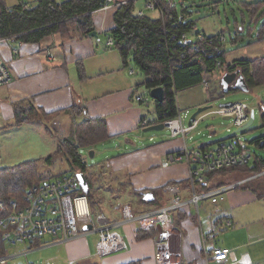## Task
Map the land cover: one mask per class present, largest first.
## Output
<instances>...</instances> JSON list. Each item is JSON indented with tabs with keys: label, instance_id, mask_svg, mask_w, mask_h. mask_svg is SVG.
<instances>
[{
	"label": "crops",
	"instance_id": "0c3cea01",
	"mask_svg": "<svg viewBox=\"0 0 264 264\" xmlns=\"http://www.w3.org/2000/svg\"><path fill=\"white\" fill-rule=\"evenodd\" d=\"M64 1L66 0L58 3ZM115 11L97 10L92 13L97 38L64 39L66 35L56 34L47 41L46 51L37 44H19L13 38L0 43L1 60L11 76L9 84L0 86V127L12 122L14 104L23 107L31 105L46 114L59 112L53 122H57L59 131L66 123L71 127L72 122L75 126L77 122L88 118L104 119L109 137L105 143H112L115 151V155L105 162L113 173L127 175L133 190L159 191L158 195L167 201L168 196L163 193L162 188L167 184H178L181 196L187 200L191 195L188 190L187 165L176 163L164 167L162 163L166 156L185 148H212L222 141L199 144V141H194L189 135L192 130L185 137H172L169 132L150 137L148 143L145 142L143 133L146 128H141L139 123L144 118H154L156 114L153 103L150 105L151 110L150 106L136 104L133 100L135 94L144 93H140L134 74L127 71L130 59L125 63L118 50L106 46V33L114 27ZM203 33L212 36L220 32ZM199 87L203 89L202 86ZM191 103L201 106L202 101ZM73 106L82 107V115L76 116L71 109ZM237 175L236 180L242 178ZM213 184L212 182L211 186ZM245 189L248 188H244V191ZM253 189L256 191L255 188L248 190L253 192ZM228 196L231 207L225 205ZM228 196L224 195L220 204L213 205L215 212L204 214V219L200 214V224L191 208L184 210L185 213L174 214V225L168 233L164 251L170 255V264H208L201 234H207L211 230L210 222L215 218L213 216L231 218L236 224L230 229V236L223 240V245L218 244L215 237L216 246L226 249L236 246L237 256L247 254V259L242 264H264V224L254 225L249 222L240 226V221L239 224L237 222L240 216L232 213L235 207L251 202L252 196L246 192H233ZM122 204L129 203L125 201ZM142 211H136V215ZM140 230L151 233V236L138 239ZM158 231L125 224L120 233L125 240L126 249L102 260L93 257L92 247L88 242L89 237L93 238L94 249L96 236H87L65 244H48L45 247H51V250L61 247L65 264H76L88 259L100 264H157L155 255L162 243L158 239ZM22 246L24 249L28 248L27 245ZM57 255L59 254L56 252L50 260L61 259Z\"/></svg>",
	"mask_w": 264,
	"mask_h": 264
},
{
	"label": "trees",
	"instance_id": "16d2710c",
	"mask_svg": "<svg viewBox=\"0 0 264 264\" xmlns=\"http://www.w3.org/2000/svg\"><path fill=\"white\" fill-rule=\"evenodd\" d=\"M136 1L131 0L115 11L113 15L114 27L106 35L112 39L113 48L119 51L125 63L130 59L136 71L144 76L143 86L146 90L155 87L163 88V102H153L156 116L162 119L176 118L179 111L176 94L201 86L204 79L210 82L224 68H226V73H237L242 76L249 91L264 86V55L254 59L232 58L230 61L227 60V54L232 51L230 49L245 40L247 41L246 45H262L264 47V0H241V7L249 12L248 22L245 23V26L237 23L236 25L240 26V29L246 28L245 33L242 34L236 29L235 32L229 34V38L222 31L212 36H207L203 31H199L196 21L192 19L193 14L188 10L189 5L186 6L182 0L179 4L183 8L180 10L177 6L170 8L166 0H145V2L155 5L156 17L147 14L139 15ZM102 4L103 0H66L60 3L55 0H37L33 5L18 3L8 6L5 0H0V40L13 38V41L19 44H37L43 48V51H46L47 41L56 34L66 35L64 39L88 38L89 34L94 31L91 15ZM252 31L255 33L252 34ZM182 35L187 37V42L183 41L184 44L181 43ZM199 35L202 36L201 40H197ZM218 36L226 38V47L221 56L207 58L203 54L193 52L194 48L211 49V44L215 43ZM227 43L229 44L228 48ZM188 55L192 56L191 61ZM217 63L221 65L220 69L217 68ZM235 90L230 88L228 92ZM209 98L212 99L211 92ZM258 107L261 128L264 129V102L260 103ZM71 109L76 116L82 115V107L73 106ZM13 110L12 123L0 127V130L18 127L32 121L41 123L50 134L46 122L49 123L59 114V112L46 114L31 105L23 107L14 104ZM50 135L57 139L55 133ZM72 136V138L64 140L57 139L58 145L55 152L44 159L49 165L56 160L64 161L68 171L64 170L59 175L51 177L37 175V161L11 168H1L0 200L19 201L23 198L26 190L33 185H38L51 178L83 173L89 185L87 196L90 210L93 213H98L95 210L96 203L100 204V213L108 214L116 205L128 201V205L135 215L136 211L143 210L142 213H144L166 205L167 200L158 195L159 191H157L158 193L150 191L156 196H153L151 202L145 201L143 193L146 191L133 190L127 175H117L105 164L86 165L80 154L81 150L90 149L109 139L104 119L88 118L77 122L73 127ZM250 144L264 151V133L253 139ZM263 171L264 155L255 154L251 167L231 168L209 174L202 189L208 190L237 181L226 180L231 173L241 174L242 178H246ZM212 182L213 186H211ZM104 204L108 209L106 211L103 210ZM187 209L179 211L178 214L185 213L184 210ZM148 236H151V233L142 230L137 235L138 239ZM76 264L100 263L88 259Z\"/></svg>",
	"mask_w": 264,
	"mask_h": 264
},
{
	"label": "built area",
	"instance_id": "2783aa9c",
	"mask_svg": "<svg viewBox=\"0 0 264 264\" xmlns=\"http://www.w3.org/2000/svg\"><path fill=\"white\" fill-rule=\"evenodd\" d=\"M130 1L103 0V4L98 10H117ZM166 3L170 8L177 6L176 0H166ZM146 9L155 11V5L146 2ZM138 14L143 15L144 12L139 11ZM199 39L201 40L202 36H197V40ZM186 40V35H182L181 43L184 44V42H187ZM5 41L7 39H1L0 43ZM106 46L113 47L111 38H107ZM211 46L212 48L209 50L194 48L193 52L203 54L207 58L221 56L226 47L225 36H218ZM192 56L188 55L190 61ZM195 58L199 61L197 56ZM217 68H221L219 63H217ZM129 73L134 74L132 68ZM10 81V73L0 56V86L7 85ZM201 86L205 92H209L211 89L210 82L205 79L202 80ZM133 100L136 104L146 107L153 103L152 98L149 96V90L144 94H135ZM212 113L231 119L232 125L236 129L244 126L250 117L247 105L241 102L219 107ZM198 122L199 118H195L191 126L184 127L182 116L178 111L176 118L162 119L159 116L144 118L140 121L139 126L149 128L162 124L170 131L172 137H185L197 126ZM254 159L255 153L250 151L248 143L242 142L236 134H232L228 141H222L212 148H185L179 152L171 153L166 156L162 166L167 167L176 163L187 165L190 198L183 199L178 184H167L162 188L163 193L168 196L166 205L148 212H140L138 215L133 214L128 204H118L108 214H93L90 210L88 196L82 191L76 174L51 178L38 185H33L26 190L23 198L19 201L14 199L9 201L0 200V233L2 239L9 247L14 245L28 246L27 249L17 255L9 256L0 252V264H6L7 261L17 257H23L26 259L25 264H31L27 261V257L33 251H38L48 244H65L87 236H96L93 257L96 260H102L126 249L125 240L120 233L125 224H135L142 229H158V239L162 242L159 245L166 247L167 243L165 241L174 225V214L185 208H191L195 211L197 223L200 224L201 203L209 202L212 205H217L223 200L227 192L239 189L248 182L264 177V171L223 186L203 190L202 185L206 183L208 175L220 170L251 167ZM116 213L120 215L118 216ZM213 217L215 218L210 222L211 230L207 234H201V243L207 263H244L247 254L237 256L234 250L220 248L215 245V237L219 232L235 227L232 219L224 216ZM85 226H90V230H84ZM45 240L48 241L42 244ZM36 241L41 242V245L39 248L34 249L33 244ZM207 245L210 247L207 248ZM169 257L168 253L158 249L155 260L157 264H170Z\"/></svg>",
	"mask_w": 264,
	"mask_h": 264
},
{
	"label": "rangeland",
	"instance_id": "374dc122",
	"mask_svg": "<svg viewBox=\"0 0 264 264\" xmlns=\"http://www.w3.org/2000/svg\"><path fill=\"white\" fill-rule=\"evenodd\" d=\"M37 0H5L8 6L15 5L18 3H28L35 4ZM59 2L61 0H55ZM181 0H176L177 8L180 10L181 5L179 4ZM186 6L189 5V11L193 14L192 19L196 21L198 30L204 31L207 34H212L213 32H223L224 35L229 38V34H232L236 29L240 33H245V29H240V24L245 26V23L248 22L249 12L245 11L241 5V0H182ZM256 1V0H255ZM136 7L138 11H143L144 14H147L152 17L157 16V12L154 10L146 9L145 0H137ZM243 22V23H242ZM236 23L238 25H236ZM252 34L255 32L252 31ZM247 41H243L238 44L236 47L231 48L230 53L227 54V60L230 61L232 58L238 59H254L264 55V47L262 45H246ZM229 44L227 43V47ZM238 47V48H237ZM131 68L134 73V80L139 86L140 93H146L143 83L145 78L142 74L138 73L134 68L133 64L130 63V67L127 68V71L130 72ZM226 68L217 76H214L210 81V91L212 93V99L209 98L210 91L205 92L204 89L200 87H195L190 90H184L176 94L178 110L182 116V123L184 127H188V121L190 116L199 108V107H209L207 110L202 112L197 116L199 122L197 126L193 129L191 135L194 138V141H199V144H205L208 142H218V141H228L231 138L233 132L236 128L232 125L231 119H225L221 116L215 115L212 112L217 110L220 105L225 103H237L241 102L247 105L250 112L254 113L253 123L246 128L244 131L236 133V136L244 143H248V147L251 152L255 154L264 155V151L257 149L250 142L259 137L264 133V129L261 128V119L259 112V104L264 102V86L255 88L248 93L242 92L240 90L231 91L228 93H222L221 78L226 73ZM130 74V73H129ZM132 75V74H131ZM208 96V97H207ZM192 101H202L201 106H196ZM151 102V101H150ZM154 102V101H153ZM152 110V106H150ZM150 115V114H149ZM56 117L52 119L49 123L46 121V126L51 133L56 134V138L59 140H64L66 138H72L73 136V122L71 127L66 123L65 127L60 128V131L57 129V122L55 121ZM44 121V120H43ZM44 122V123H45ZM12 123V122H11ZM6 124H10L6 123ZM70 127V128H69ZM170 131L167 128L163 130H154L143 133L145 137V142L148 143V138L155 137L156 135L161 136L162 134H167ZM50 133V134H51ZM49 132L46 131L45 127L38 122H28L23 123L18 127H8L3 130H0V168H11L32 161H37L36 173L41 176H54L59 175V173L68 171V167L64 161L60 162L59 160L55 161L53 164L49 165L45 162V158L53 154L58 145V140L55 139ZM171 134V133H170ZM188 135V136H189ZM181 137V136H180ZM155 139V138H154ZM191 143V141H189ZM214 147L216 144L213 145ZM93 151L94 156L90 158L89 152ZM115 151L113 150L112 143H98L90 149H82L80 154L84 159L87 166L91 165H101L106 164L105 161L109 160L114 156ZM237 173L230 174L226 180L232 181L236 180ZM234 176V178H233ZM237 176L241 177V174ZM244 188H255L256 191H249ZM239 189L232 190L225 194V197L229 193L242 192L248 193L252 196L253 200L251 202L243 203L241 207H235L232 209V213H237L238 216L237 222L240 226L249 222H253L254 225L264 224V177L251 181L248 185H245ZM249 191V192H247ZM229 196L226 199V206L231 207L229 202ZM220 204V203H218ZM200 214L204 219V214L215 212V207L208 203H201ZM208 207V208H207ZM96 212L100 213V204H95ZM229 208V207H228ZM103 210H108L103 206ZM93 213V212H92ZM97 214V213H93ZM236 225V224H235ZM237 227V226H236ZM230 230H223L219 232L216 236L217 243L223 245V240L226 239ZM48 240L42 242L45 243ZM89 244L92 247L93 254L95 253V246L93 249V238L88 239ZM41 242L38 241L33 244L34 249L39 248ZM59 246V245H58ZM236 246H231L230 250H236ZM223 248V247H220ZM162 251H165V247L159 248ZM6 250V252H5ZM24 250L22 245H14L9 247L7 243L2 239L0 233V252L1 254L17 255ZM58 253V257L61 259L50 260L54 257L55 253ZM65 257L62 252V248H56L51 250L49 248L39 249L38 251H33L27 257V261L31 264H65L63 260ZM26 259L23 257H17L12 260L7 261L6 264H25ZM67 264V263H66Z\"/></svg>",
	"mask_w": 264,
	"mask_h": 264
},
{
	"label": "water",
	"instance_id": "95a60500",
	"mask_svg": "<svg viewBox=\"0 0 264 264\" xmlns=\"http://www.w3.org/2000/svg\"><path fill=\"white\" fill-rule=\"evenodd\" d=\"M90 37L92 38H97V34L95 31H92L89 34ZM221 86H222V91L223 93H228L230 88L236 89V90H240L242 92L248 93L249 89L247 88L244 79L242 76L237 75V73H225L222 78H221ZM163 95H164V90L162 87H155L149 90V96L152 98V100L154 102L157 103H162L163 102ZM231 103H225L220 105L219 107H226L229 106ZM209 107H200L198 108L191 116L190 119L188 121V126H191L192 121L197 118V116L199 114H201L202 112H204L205 110H207ZM225 119H229V118H225ZM254 120V113L250 112V117H249V121L242 127L237 128L235 130V132H233V134L239 133L244 131L246 128H248ZM165 128L164 125L159 124L156 126H152L149 128H146L144 130V133L148 132V131H154V130H163ZM89 156L90 158H92L94 156V152L90 151L89 152ZM76 178L78 179V182L80 184V187L82 189V191L87 194L89 191V185L88 182L84 176L83 173H76ZM143 198L145 201L147 202H151L153 200V194L151 192H144L143 193ZM84 230H90V226H85Z\"/></svg>",
	"mask_w": 264,
	"mask_h": 264
},
{
	"label": "bare ground",
	"instance_id": "6f19581e",
	"mask_svg": "<svg viewBox=\"0 0 264 264\" xmlns=\"http://www.w3.org/2000/svg\"><path fill=\"white\" fill-rule=\"evenodd\" d=\"M207 92V91H206Z\"/></svg>",
	"mask_w": 264,
	"mask_h": 264
}]
</instances>
